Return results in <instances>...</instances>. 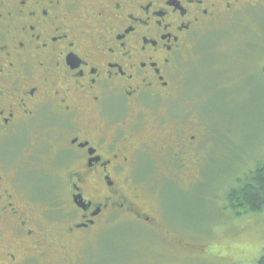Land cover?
Wrapping results in <instances>:
<instances>
[{"label":"flooded vegetation","instance_id":"flooded-vegetation-1","mask_svg":"<svg viewBox=\"0 0 264 264\" xmlns=\"http://www.w3.org/2000/svg\"><path fill=\"white\" fill-rule=\"evenodd\" d=\"M257 5L0 0V264H85L110 224L159 227L165 180L193 183L219 151L199 109L210 90L188 99L193 68L218 54L251 61L249 43L215 46ZM179 100L185 120L172 115ZM141 158L150 170L138 177Z\"/></svg>","mask_w":264,"mask_h":264},{"label":"rangeland","instance_id":"rangeland-1","mask_svg":"<svg viewBox=\"0 0 264 264\" xmlns=\"http://www.w3.org/2000/svg\"><path fill=\"white\" fill-rule=\"evenodd\" d=\"M247 10L225 27L233 30L217 33L215 47L223 54L222 49L243 46L247 40L250 44L245 51L250 54L257 49V55L250 56V62H238L218 54L215 67L202 59L189 79L190 102L196 100L195 89L202 93L210 90L199 109L204 114L202 120L213 123L218 154L209 159L201 177L191 179H196L193 183L165 180L157 198L159 212H154L157 229L133 218L110 224L98 240L87 245L85 264H255L264 254V209L236 213L226 200V192L236 186L238 177L257 162L264 163V7ZM196 44L192 55L197 58ZM206 45L204 39L197 47ZM226 68L230 71L225 72ZM173 105L172 115L185 120L180 112L182 101ZM166 115L171 116L168 111ZM138 170V177H143L150 162L141 158ZM141 180L152 182L155 178ZM147 195L155 206L150 197L154 193ZM229 238L250 241L251 247L241 245L244 255L235 249L226 252L222 242Z\"/></svg>","mask_w":264,"mask_h":264},{"label":"trees","instance_id":"trees-1","mask_svg":"<svg viewBox=\"0 0 264 264\" xmlns=\"http://www.w3.org/2000/svg\"><path fill=\"white\" fill-rule=\"evenodd\" d=\"M246 42L249 43L247 40ZM226 200L236 213L264 209V163L257 162L254 168L238 177L236 186L226 192ZM255 264H264V254Z\"/></svg>","mask_w":264,"mask_h":264},{"label":"snow or ice","instance_id":"snow-or-ice-1","mask_svg":"<svg viewBox=\"0 0 264 264\" xmlns=\"http://www.w3.org/2000/svg\"><path fill=\"white\" fill-rule=\"evenodd\" d=\"M222 244H223V247H224L226 252L229 249H235V251L238 254H240V255H244V253L240 252V247H241L242 244H245L248 247H251V242L250 241L235 240V239H232V238H229L227 240H223Z\"/></svg>","mask_w":264,"mask_h":264}]
</instances>
